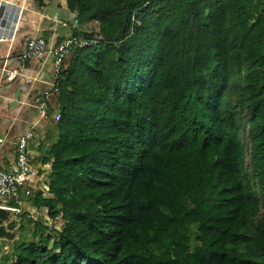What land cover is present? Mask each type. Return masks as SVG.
Returning <instances> with one entry per match:
<instances>
[{
  "label": "trees",
  "instance_id": "obj_1",
  "mask_svg": "<svg viewBox=\"0 0 264 264\" xmlns=\"http://www.w3.org/2000/svg\"><path fill=\"white\" fill-rule=\"evenodd\" d=\"M65 3L97 40L54 81L29 198L62 227L11 264H264V0Z\"/></svg>",
  "mask_w": 264,
  "mask_h": 264
},
{
  "label": "crops",
  "instance_id": "obj_2",
  "mask_svg": "<svg viewBox=\"0 0 264 264\" xmlns=\"http://www.w3.org/2000/svg\"><path fill=\"white\" fill-rule=\"evenodd\" d=\"M74 22L75 15L67 11L65 0H46L43 7H38L34 0H0V164L6 171L13 167L18 137L31 129L35 138L29 142V150L35 156L36 181L46 178L50 165L42 158L58 135L51 124L55 94L45 103L47 120H42L34 107L35 97L53 86L52 62L33 61L13 81L7 79L4 71L16 66L28 39L43 37L57 44L73 33L87 32L92 26L97 30L94 23L73 27ZM36 181L33 194L38 191Z\"/></svg>",
  "mask_w": 264,
  "mask_h": 264
},
{
  "label": "built area",
  "instance_id": "obj_3",
  "mask_svg": "<svg viewBox=\"0 0 264 264\" xmlns=\"http://www.w3.org/2000/svg\"><path fill=\"white\" fill-rule=\"evenodd\" d=\"M73 27H77L76 21ZM88 34L85 31L78 32L76 36L72 34L57 44L48 42L43 37L28 39L18 57L16 66L4 71L7 73V79L13 81L33 61L44 62L49 59L52 62L53 86L50 91L43 92L34 99V107L42 120L48 118L45 103L51 94L57 92L54 81L57 80L64 67V62L73 51L96 44V38L89 39L86 37ZM58 119L57 114L53 120L58 121ZM34 138L35 135L31 129L18 137L15 143L14 164L10 170H4L0 164V210L13 216L21 215L24 201L33 196V185L38 174L33 168L35 156L29 150V142Z\"/></svg>",
  "mask_w": 264,
  "mask_h": 264
},
{
  "label": "rangeland",
  "instance_id": "obj_4",
  "mask_svg": "<svg viewBox=\"0 0 264 264\" xmlns=\"http://www.w3.org/2000/svg\"><path fill=\"white\" fill-rule=\"evenodd\" d=\"M95 27L88 28V33H94ZM70 57L67 59L65 65H68ZM52 98L54 111L53 118L58 114L59 104L55 97ZM53 121V120H52ZM54 128V126L52 125ZM47 178V177H46ZM44 178V179H46ZM37 177L35 178L36 181ZM44 179L37 180L38 194L47 197V187L44 185ZM47 180V179H46ZM41 190V191H40ZM43 192V193H42ZM25 206H23L22 213L19 216H13L8 213H1L0 215V227L3 233L0 234V264H11L14 261V252L23 241L27 240L33 232L32 224H38L48 228L46 236H50L51 231L49 228L55 231H60L62 222L60 219L51 220L47 215L45 208L37 207L34 205L32 199H27ZM13 225V228L9 226Z\"/></svg>",
  "mask_w": 264,
  "mask_h": 264
},
{
  "label": "water",
  "instance_id": "obj_5",
  "mask_svg": "<svg viewBox=\"0 0 264 264\" xmlns=\"http://www.w3.org/2000/svg\"><path fill=\"white\" fill-rule=\"evenodd\" d=\"M1 213H7V212H4V211L0 210V215H1ZM2 233H3V231H2V228L0 227V234H2Z\"/></svg>",
  "mask_w": 264,
  "mask_h": 264
}]
</instances>
